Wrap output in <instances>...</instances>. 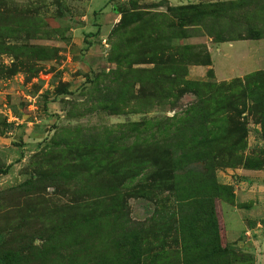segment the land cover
<instances>
[{
  "label": "rangeland",
  "instance_id": "1",
  "mask_svg": "<svg viewBox=\"0 0 264 264\" xmlns=\"http://www.w3.org/2000/svg\"><path fill=\"white\" fill-rule=\"evenodd\" d=\"M263 129L264 0H0L8 264H264Z\"/></svg>",
  "mask_w": 264,
  "mask_h": 264
},
{
  "label": "trees",
  "instance_id": "2",
  "mask_svg": "<svg viewBox=\"0 0 264 264\" xmlns=\"http://www.w3.org/2000/svg\"><path fill=\"white\" fill-rule=\"evenodd\" d=\"M205 6L206 5H204L203 7H205ZM200 9H201V7L198 5L188 4V5L171 7L169 9V11L171 12V14H173L178 19L183 20L189 15V12H187V11H192V14H196L199 12ZM202 64H204V65L210 64V60L208 59V57L206 58L205 62ZM262 136L264 139V131H262ZM233 146H235V145L233 144ZM214 184L215 185L213 187H215L216 191L221 190V189H226L228 192H230V190L227 186L217 185L215 182H214ZM208 230L211 231V235H213V237H215L216 239L218 238V236H219L218 225H216V223H214V224L212 223L208 227ZM189 231H194V230L188 228V226L184 227L182 225L181 232L184 233V232H189ZM215 250L217 251V253H220L221 252L220 246L217 245ZM138 259H139V255H138V252L136 251V247H133V244L129 243L128 245L123 247L122 251L115 253L113 256H111V255L106 256L105 255V257H103V258L97 259L96 264H138L140 262ZM10 260H11V257L9 254L0 255V264H8ZM82 263L88 264L89 262L87 263V262L83 261ZM89 264H94V263H89Z\"/></svg>",
  "mask_w": 264,
  "mask_h": 264
},
{
  "label": "crops",
  "instance_id": "3",
  "mask_svg": "<svg viewBox=\"0 0 264 264\" xmlns=\"http://www.w3.org/2000/svg\"><path fill=\"white\" fill-rule=\"evenodd\" d=\"M210 57L212 58V56L210 55ZM212 61V65H213V60H211ZM196 67H199V68H189L188 69V72H189V74H191V72H194V71H197V73H202L203 71H204V69L202 68V67H200V66H196ZM213 67V69H214V66H212ZM194 69V70H193ZM195 69H197V70H195ZM199 69V70H198ZM237 201V200H236ZM248 211V210H247ZM249 230V228H247V231Z\"/></svg>",
  "mask_w": 264,
  "mask_h": 264
}]
</instances>
